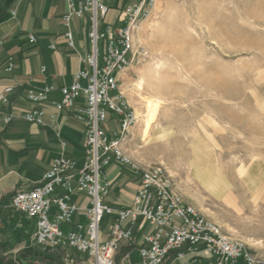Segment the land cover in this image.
<instances>
[{
  "label": "rangeland",
  "instance_id": "obj_1",
  "mask_svg": "<svg viewBox=\"0 0 264 264\" xmlns=\"http://www.w3.org/2000/svg\"><path fill=\"white\" fill-rule=\"evenodd\" d=\"M138 42L150 56L122 74L139 117L128 148L154 142L185 200L264 257V0H157Z\"/></svg>",
  "mask_w": 264,
  "mask_h": 264
},
{
  "label": "built area",
  "instance_id": "obj_2",
  "mask_svg": "<svg viewBox=\"0 0 264 264\" xmlns=\"http://www.w3.org/2000/svg\"><path fill=\"white\" fill-rule=\"evenodd\" d=\"M156 1L131 0L120 9L117 21L110 22L106 19L110 6L105 0H66L62 20L70 47H75L73 21L87 15L89 21L91 50L79 55L82 66L73 82L59 88L54 84L29 87L26 97L32 107L22 113L8 108L16 85L0 92V119L7 124L21 118L47 125V110L40 105L49 102L58 112L71 111L85 130L83 166L77 169L76 159L66 152V141L62 140L63 151L53 159L41 182L30 190L16 192L11 205L36 219L33 243L85 253L87 264H117L122 244L133 241L135 227L142 230L146 224L150 229L139 247V264H168L166 258L171 253L173 260L191 264H264L263 256L226 234L219 223L201 214L175 191L163 164L144 166L128 150L139 117L122 89V73L150 56L148 46L138 42V29L151 16ZM29 40L37 42L33 34ZM7 69H13L12 62H8ZM41 71L45 72L46 66ZM56 90L61 93L60 99L50 97ZM111 113L117 116L119 126L108 131L105 123ZM57 116L51 113V121ZM114 162L129 166L140 176L132 203L124 207L105 202L111 188L105 168ZM58 188L63 190L61 194L56 193ZM75 192L89 199L90 205L84 208L88 223L65 231L63 225L81 209L73 200ZM105 215H115V221L108 238L102 240L100 223Z\"/></svg>",
  "mask_w": 264,
  "mask_h": 264
},
{
  "label": "crops",
  "instance_id": "obj_3",
  "mask_svg": "<svg viewBox=\"0 0 264 264\" xmlns=\"http://www.w3.org/2000/svg\"><path fill=\"white\" fill-rule=\"evenodd\" d=\"M129 1L117 6L116 0H105L110 6L109 13H112L109 16L110 22L117 21L120 9ZM66 9V0H0V92L8 85L17 86L8 106L16 113L32 107L26 97L29 87L41 88L45 84H54L59 88L71 84L82 66L79 55L91 50L88 15L73 21L75 47L69 46L62 20ZM30 34L35 35L36 43L30 42ZM9 61L13 63L12 70L7 69ZM42 66H46L45 72L41 71ZM50 97L60 99L61 93L56 90ZM130 101L136 107V102L131 98ZM40 106L47 110V125L29 123L21 118L7 124L0 119V264H87L88 256L85 253L72 249H52L33 243L36 219L29 218L11 205L14 192L30 190L41 182L53 159L63 151L62 140L66 141V152L76 159L77 169L85 161L84 126L69 110L58 112L49 102ZM51 113H58L55 121H51ZM118 126L117 116L111 113L109 121L105 123L106 129L112 131ZM134 138L138 142L139 133H135ZM153 143L148 142L146 146H140V149L128 150L142 165L155 166L160 163H157L158 154L153 152ZM105 175L111 184L105 202L113 207L131 204L140 184L139 174L127 165L114 162L105 168ZM173 188L180 193L175 186ZM62 192L60 188L56 191L57 194ZM73 200L81 209L70 223L63 225L65 231L76 228L79 223L84 226L88 223L84 210L90 205L88 197L75 192ZM52 211H56L55 205ZM114 221L115 215L103 217L100 223L102 240L108 238ZM149 229V224L142 230L135 227L134 239L122 244L117 264H139V247L143 243V235ZM65 256L72 258V262L68 263ZM166 262L191 264L173 260V253L166 258Z\"/></svg>",
  "mask_w": 264,
  "mask_h": 264
},
{
  "label": "bare ground",
  "instance_id": "obj_4",
  "mask_svg": "<svg viewBox=\"0 0 264 264\" xmlns=\"http://www.w3.org/2000/svg\"><path fill=\"white\" fill-rule=\"evenodd\" d=\"M156 4H157V1H156ZM156 4H155V6H154V8L156 7ZM153 8V9H154ZM146 20V19H145ZM144 20V21H145ZM143 21V22H144ZM142 22V23H143ZM142 23H141V25L139 26V29L141 28V26H142ZM139 29H138V31H139ZM140 32H141V30H140ZM126 74V73H125ZM124 74V75H125ZM143 83H144V79L143 78H141L140 80H139V85H140V89H143ZM131 100L132 101H134V102H136L133 98H131ZM136 104H137V102H136ZM156 107H157V103L155 102V101H148L147 102V111H148V113H146L145 115H149L150 116V114H152L153 113V111H154V109L156 110ZM150 119V118H149ZM148 118H147V125H146V127H145V131H146V134L147 133H149V131H150V129H151V120H149Z\"/></svg>",
  "mask_w": 264,
  "mask_h": 264
},
{
  "label": "trees",
  "instance_id": "obj_5",
  "mask_svg": "<svg viewBox=\"0 0 264 264\" xmlns=\"http://www.w3.org/2000/svg\"><path fill=\"white\" fill-rule=\"evenodd\" d=\"M15 193H16V192H14V193L11 195V197H13V196L15 195Z\"/></svg>",
  "mask_w": 264,
  "mask_h": 264
}]
</instances>
